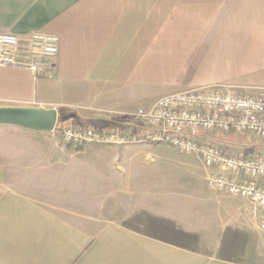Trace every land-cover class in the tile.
<instances>
[{
  "label": "crops",
  "instance_id": "crops-1",
  "mask_svg": "<svg viewBox=\"0 0 264 264\" xmlns=\"http://www.w3.org/2000/svg\"><path fill=\"white\" fill-rule=\"evenodd\" d=\"M34 31L59 37L51 76L0 67V107L55 108L92 122L205 85L264 97V0H0V32ZM33 131L45 132L0 124L1 139ZM105 186L100 198H81L0 177V264H245L217 254L226 229L249 234L247 213L221 190L206 183L199 202H133L105 196ZM140 213L197 233L211 253L123 225Z\"/></svg>",
  "mask_w": 264,
  "mask_h": 264
},
{
  "label": "built area",
  "instance_id": "built-area-1",
  "mask_svg": "<svg viewBox=\"0 0 264 264\" xmlns=\"http://www.w3.org/2000/svg\"><path fill=\"white\" fill-rule=\"evenodd\" d=\"M58 49L55 34L0 32V67L51 76V60ZM124 121L121 131L108 135L89 127H58L66 143L161 142L196 154L212 170L209 184L245 198L259 210V227L264 229V97L238 94L220 85L199 86L163 94L149 108H136ZM228 136L241 140L228 141ZM252 138L257 145L250 142Z\"/></svg>",
  "mask_w": 264,
  "mask_h": 264
},
{
  "label": "rangeland",
  "instance_id": "rangeland-1",
  "mask_svg": "<svg viewBox=\"0 0 264 264\" xmlns=\"http://www.w3.org/2000/svg\"><path fill=\"white\" fill-rule=\"evenodd\" d=\"M125 118L79 122L65 116L63 120L57 119V125L50 132L33 131L31 135L0 138V177L10 183L34 180L38 185L61 194L78 192L81 198H100L101 187L105 184L109 189L105 196L118 200L122 195L133 202L156 195L199 202L204 198L200 193L204 184L218 190L208 182L212 170L206 168L196 154L180 152L161 142L83 140L66 143L58 127L62 124L89 127L108 135L121 131L126 124ZM250 142L258 144L256 138ZM54 183L57 186H52ZM120 185L124 190H120ZM222 192L227 195L225 201L229 206L242 207L247 213L245 223L249 234L242 230L247 234V242L243 254L238 256L240 262L264 264V229L259 227V210L248 204L245 198ZM140 214L144 220V213ZM122 222L142 231H154L139 219ZM199 250L211 253L209 244H202Z\"/></svg>",
  "mask_w": 264,
  "mask_h": 264
},
{
  "label": "trees",
  "instance_id": "trees-1",
  "mask_svg": "<svg viewBox=\"0 0 264 264\" xmlns=\"http://www.w3.org/2000/svg\"><path fill=\"white\" fill-rule=\"evenodd\" d=\"M65 116L68 117V115L59 111L58 119L63 120ZM141 217V214H139L135 215L131 219H139L140 223H144L147 226L150 225L152 227L154 231H145V234L181 248L190 250H197L199 248L200 240L197 233L183 231L173 221L166 218L155 217L146 213H144V220L141 219ZM123 225L129 226L125 222H123ZM246 242L247 234L245 232L238 229H226L221 238L219 257L235 263L240 262L238 256L243 254Z\"/></svg>",
  "mask_w": 264,
  "mask_h": 264
},
{
  "label": "water",
  "instance_id": "water-1",
  "mask_svg": "<svg viewBox=\"0 0 264 264\" xmlns=\"http://www.w3.org/2000/svg\"><path fill=\"white\" fill-rule=\"evenodd\" d=\"M58 115L55 108L33 106H1L0 124L50 132L54 130Z\"/></svg>",
  "mask_w": 264,
  "mask_h": 264
}]
</instances>
